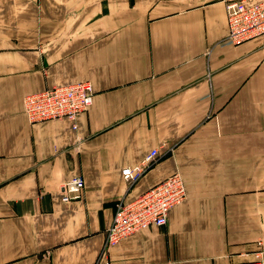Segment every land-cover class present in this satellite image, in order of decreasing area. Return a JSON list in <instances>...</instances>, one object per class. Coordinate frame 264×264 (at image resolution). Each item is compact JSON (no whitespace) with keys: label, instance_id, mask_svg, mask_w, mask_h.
<instances>
[{"label":"crops","instance_id":"1","mask_svg":"<svg viewBox=\"0 0 264 264\" xmlns=\"http://www.w3.org/2000/svg\"><path fill=\"white\" fill-rule=\"evenodd\" d=\"M229 1L0 0V264H264V35L228 44ZM82 81L76 130L27 121L24 96ZM173 173L165 225L104 253L115 205Z\"/></svg>","mask_w":264,"mask_h":264},{"label":"built area","instance_id":"2","mask_svg":"<svg viewBox=\"0 0 264 264\" xmlns=\"http://www.w3.org/2000/svg\"><path fill=\"white\" fill-rule=\"evenodd\" d=\"M228 27L226 42L236 45L248 39L264 35V1L248 4L244 0L229 1L225 5ZM92 86L87 81L55 86L23 97V112L29 123L65 119L71 129L76 130L78 117L85 113L92 103ZM157 149H152L138 164L121 171V177L128 183L137 181L145 169L155 160ZM83 179L75 176L61 183L60 200L67 203L79 198ZM186 198V189L179 173H173L164 181L130 202H119L102 251L119 241L148 228L163 226L168 212ZM258 246L261 245L259 241ZM259 258V251L255 256Z\"/></svg>","mask_w":264,"mask_h":264}]
</instances>
